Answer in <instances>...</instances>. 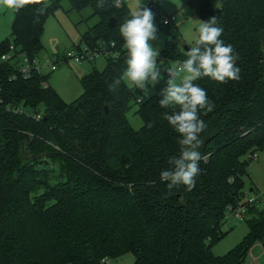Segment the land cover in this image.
Masks as SVG:
<instances>
[{"label":"trees","instance_id":"16d2710c","mask_svg":"<svg viewBox=\"0 0 264 264\" xmlns=\"http://www.w3.org/2000/svg\"><path fill=\"white\" fill-rule=\"evenodd\" d=\"M67 2L68 9L88 7L95 17L80 33L82 42L111 39L122 48L105 57L100 71L79 77L81 92L68 103L40 85L44 74L22 77L14 61L0 59V264H103L125 253L131 264H247L254 243L264 251V207L257 201L237 220L247 227L237 244L221 256L210 246L230 227L224 226L227 205L245 196L241 175L250 155L264 148V0H184L202 22L216 17L220 39L232 45L241 69L239 80L194 81L214 110L199 113L207 127L198 150L208 158L199 162L191 190H170L160 179L169 158L179 156L181 138L164 114L179 107H161L150 86L136 100L138 91L122 78L127 49L118 26L131 18L128 10L111 0H103V7L99 0ZM59 3L32 0L12 9L11 41L0 40V54L12 43L13 55L43 60V21ZM151 11L159 24L165 12L156 0ZM110 16L112 27L106 24ZM159 28L171 36L158 49L166 61L173 60L170 55L186 60L191 47L179 50L175 25ZM114 79L121 83L110 91ZM131 106L141 120L138 128L125 117ZM47 158H56L61 179L43 191L32 183L41 181L38 166Z\"/></svg>","mask_w":264,"mask_h":264},{"label":"clouds","instance_id":"9594fccd","mask_svg":"<svg viewBox=\"0 0 264 264\" xmlns=\"http://www.w3.org/2000/svg\"><path fill=\"white\" fill-rule=\"evenodd\" d=\"M29 2L32 0H0V4L16 11ZM97 7H103V0H99ZM40 13H43V9ZM198 32L196 46L188 50V58L178 63L175 73H170L159 101L161 107H179V111H173L171 115L164 114V118L181 137L178 141L179 156L170 157V167L160 173L161 181L168 182L170 190L179 185L186 186L188 190L194 188L196 178L201 173L199 162H206L208 158L198 150L201 144L199 135L207 127L199 113L201 110L205 115L212 112L214 103L209 100L206 90L194 81L204 77L219 83L240 79L241 69L236 66L238 55L231 44L226 45L220 39L223 28L217 25L216 17L200 23ZM120 34L127 49L124 77L139 89L154 86L161 75L157 60L159 50L152 44L158 39L154 13L143 3L138 4L131 18L120 26ZM178 74H184L179 83L176 82ZM120 83V79H114L109 84V90L116 91Z\"/></svg>","mask_w":264,"mask_h":264},{"label":"rangeland","instance_id":"374dc122","mask_svg":"<svg viewBox=\"0 0 264 264\" xmlns=\"http://www.w3.org/2000/svg\"><path fill=\"white\" fill-rule=\"evenodd\" d=\"M124 6L131 15L132 11L137 8V5L143 3L145 5L147 0H122ZM157 7L165 14H173L171 20L175 25L178 38L175 39L179 50L182 51V46L193 47L199 37L198 28L202 21L191 14L186 7L184 0H157ZM67 0H60L59 6L54 8L43 21V28L40 35V43L42 44L43 60L39 56V64L41 70L45 73L44 80L56 92L58 97L65 103L71 102L78 97L81 92V85L79 77L89 71L95 69L100 71L104 67L105 57L98 55L91 62L76 63L72 61L62 62L57 67L49 71V61L45 60L46 55L52 53H63L67 49H74L80 45V33L83 32L89 25L95 21V17H89V8H83L79 11L68 9ZM12 19V9L0 4V40L6 39L11 41L10 22ZM90 30V29H89ZM158 39L153 41V47L161 49L164 47V40L171 38L162 28L157 27ZM171 59L181 56L170 55ZM184 74L176 76V82L179 83ZM124 78V73L122 74ZM126 81V77L124 79ZM168 78L161 73L160 80L154 86L148 88L149 91L156 96L162 98L161 91L166 87ZM43 82V81H42ZM135 107L131 106L126 112L125 117L132 128H138L141 120L137 114L133 112ZM40 112V111H39ZM73 144V141H72ZM79 150L88 152L86 145L79 144ZM256 156L250 158L245 166L246 174H242L243 189L245 195H256L258 208L264 207V148L258 149L255 152ZM44 159L38 166V170L42 173L40 182H33L32 187H41L43 191L48 189V186L55 184L61 179V171L58 164L55 162L56 158ZM250 189V190H249ZM38 189H35L37 191ZM230 225L226 233L219 237L210 246V252L214 256H221L231 249L239 242L241 237L245 234L247 229L243 220L233 221L229 216L225 220V225ZM228 225V226H229ZM250 257L256 258L258 264H264V251L257 243H254L250 248ZM132 255L125 253L116 258H108L103 264H131Z\"/></svg>","mask_w":264,"mask_h":264},{"label":"built area","instance_id":"2783aa9c","mask_svg":"<svg viewBox=\"0 0 264 264\" xmlns=\"http://www.w3.org/2000/svg\"><path fill=\"white\" fill-rule=\"evenodd\" d=\"M157 1V0H156ZM112 4L116 7H122L123 1L122 0H111ZM173 14H164L162 15L159 24H156L157 27L160 25H166L173 19ZM126 20V19H125ZM124 20V22H125ZM121 22L118 26V30L120 32V26L124 23ZM122 45V44H121ZM121 45L115 46V43L113 40H98L93 44H87L85 42H82L80 45H77L74 49H67L63 53H52V55H46L45 60L49 61L48 70L52 71L54 70L57 65L61 64L62 62L66 61H72L76 63H85V62H91L94 60V58L98 55H101L103 57H116L117 53L119 52V49ZM119 47V48H118ZM157 49V48H156ZM15 51V47L12 43H9L7 46V50L0 54V59L5 61H14L15 68H17V71L22 77H28L30 76L32 71H35L37 73L45 74L40 68V64L36 59H29L27 56H25L22 52H16L13 55V52ZM158 60V67L160 68L161 73L164 77L169 79L170 73H175V70L178 67V63L182 62L184 60L181 59H173L171 61H166L164 56L161 55L159 52V56L157 58ZM45 77V76H44ZM43 81V82H42ZM40 85L42 87H46L48 84L44 78L42 79ZM129 84L138 91V96H136V100L140 98L141 95H147V91L144 89H139L135 84L128 81ZM15 111H21V108L14 107ZM23 111V110H22ZM26 113V112H25ZM34 118H38L40 116L39 111L33 114ZM256 156L255 153H252L250 155L251 158H254ZM257 201L256 195H249L244 196L243 199H241L239 202H237L234 205L228 204L226 211L227 216L231 217L233 221L240 220L243 217V213L247 209L248 206H250L252 203ZM247 264H258L256 261V258L251 257L250 260H248Z\"/></svg>","mask_w":264,"mask_h":264},{"label":"water","instance_id":"95a60500","mask_svg":"<svg viewBox=\"0 0 264 264\" xmlns=\"http://www.w3.org/2000/svg\"><path fill=\"white\" fill-rule=\"evenodd\" d=\"M145 6L147 8H149L150 10L153 9V0H147L146 3H145ZM107 26L108 27H112L113 24H114V17L113 16H110L106 22ZM186 48V47H185Z\"/></svg>","mask_w":264,"mask_h":264},{"label":"crops","instance_id":"0c3cea01","mask_svg":"<svg viewBox=\"0 0 264 264\" xmlns=\"http://www.w3.org/2000/svg\"><path fill=\"white\" fill-rule=\"evenodd\" d=\"M190 12V11H189ZM82 42V41H81ZM183 46H185V45H183ZM44 73V72H43Z\"/></svg>","mask_w":264,"mask_h":264}]
</instances>
